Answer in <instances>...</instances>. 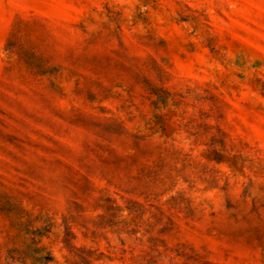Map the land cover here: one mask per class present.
<instances>
[{"label":"rangeland","instance_id":"rangeland-1","mask_svg":"<svg viewBox=\"0 0 264 264\" xmlns=\"http://www.w3.org/2000/svg\"><path fill=\"white\" fill-rule=\"evenodd\" d=\"M0 264H264V0H0Z\"/></svg>","mask_w":264,"mask_h":264}]
</instances>
